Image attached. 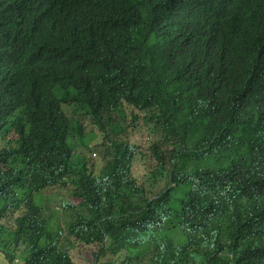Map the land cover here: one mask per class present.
Wrapping results in <instances>:
<instances>
[{"label": "trees", "instance_id": "trees-1", "mask_svg": "<svg viewBox=\"0 0 264 264\" xmlns=\"http://www.w3.org/2000/svg\"><path fill=\"white\" fill-rule=\"evenodd\" d=\"M77 249L264 264V0H0V264Z\"/></svg>", "mask_w": 264, "mask_h": 264}, {"label": "rangeland", "instance_id": "rangeland-1", "mask_svg": "<svg viewBox=\"0 0 264 264\" xmlns=\"http://www.w3.org/2000/svg\"><path fill=\"white\" fill-rule=\"evenodd\" d=\"M95 152H97V151L95 150ZM93 156L96 157L97 155L94 154ZM57 194L58 193H56L54 195L55 197L51 198V200H50V205H51L52 208L58 207V200L56 198L58 196ZM74 255L76 256L77 264H91V261L93 260L92 252L88 251L86 249H82V250H78L77 249V250H75V254Z\"/></svg>", "mask_w": 264, "mask_h": 264}]
</instances>
